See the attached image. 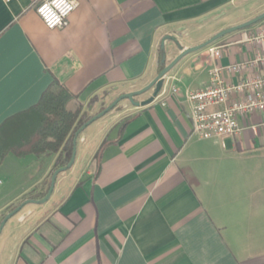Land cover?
Listing matches in <instances>:
<instances>
[{
    "label": "crops",
    "instance_id": "0c3cea01",
    "mask_svg": "<svg viewBox=\"0 0 264 264\" xmlns=\"http://www.w3.org/2000/svg\"><path fill=\"white\" fill-rule=\"evenodd\" d=\"M42 1L0 0V129L34 108L54 80L76 97L71 110L96 116L157 78L165 37L194 48L264 13L259 6L242 23L205 31L249 0H75L69 25L49 30L36 12ZM254 27L216 42L226 46L220 62L206 49L183 58L152 104L123 101L87 127L49 201L28 204L5 225L0 264H264V114L242 121L240 136L201 139L186 96L209 86L216 64L256 56L259 47L243 42ZM165 45L168 65L180 51ZM57 157H5L2 220L39 200L31 192L48 190Z\"/></svg>",
    "mask_w": 264,
    "mask_h": 264
},
{
    "label": "built area",
    "instance_id": "2783aa9c",
    "mask_svg": "<svg viewBox=\"0 0 264 264\" xmlns=\"http://www.w3.org/2000/svg\"><path fill=\"white\" fill-rule=\"evenodd\" d=\"M7 2L14 0H6ZM75 0H43L36 12L49 30L69 25L71 15L78 9ZM243 42L259 47L256 56L242 63L223 66L216 64L210 72L209 86L199 92L187 93L190 104L192 132L201 139H221L242 135L248 127L242 124L252 114H264V21ZM226 46L214 43L206 48L215 62L221 60ZM260 73L234 84L228 77H236L248 70ZM177 93L175 88L172 89ZM257 130V127H253ZM264 130V122L260 124Z\"/></svg>",
    "mask_w": 264,
    "mask_h": 264
},
{
    "label": "trees",
    "instance_id": "16d2710c",
    "mask_svg": "<svg viewBox=\"0 0 264 264\" xmlns=\"http://www.w3.org/2000/svg\"><path fill=\"white\" fill-rule=\"evenodd\" d=\"M164 67L162 64L161 71ZM75 100L76 97L61 82L54 80L34 108L14 117L0 129V166L5 157L13 153L17 157L58 155L53 174L66 167L73 155L75 134L92 118L83 114L82 106L70 109V104ZM96 100L97 97L91 100L89 105L94 104ZM106 108L103 107L101 112ZM50 185L51 181L49 188ZM49 188L37 197H32L34 192H31L28 198L41 200L45 198ZM16 208L11 207L9 211L12 212ZM1 222L0 216V224Z\"/></svg>",
    "mask_w": 264,
    "mask_h": 264
},
{
    "label": "water",
    "instance_id": "95a60500",
    "mask_svg": "<svg viewBox=\"0 0 264 264\" xmlns=\"http://www.w3.org/2000/svg\"><path fill=\"white\" fill-rule=\"evenodd\" d=\"M264 21V13L261 14L260 16L246 22L243 23L241 25L223 30L221 32H219L218 34H216L215 36H213L210 40H208L207 42H205L204 44L194 47V48H189V49H185L180 42L178 41L177 38L173 37V36H167L164 38V40L162 41V64L165 65L164 69L160 72V74L157 76V78L150 83L148 86H146L145 88L139 90V91H135V92H131V93H127V94H123L120 95L111 105H109L104 111L100 112L98 115L92 117L88 122H86L81 128L80 130L75 134L74 140H73V155L71 158L70 163L61 169H58L57 171H55V173L53 174L52 178H51V185L49 188V191L47 193V195L45 196V198L41 199V200H29L26 202H23L22 204H20L14 211L10 212L9 214H7L1 224H0V235L2 234V231L5 227V225L7 224V222L9 220H11L13 217H15L16 215H18L28 204H38V205H42L45 204L49 201V199L51 198L54 190H55V185L57 182V178L60 174H63L67 171H69L75 164L76 161V157H77V140L79 135L86 130L87 127H89L91 124H93L95 121L99 120L100 118L104 117L105 115H107L109 112H111L112 110H114L115 108H117V106L122 103L123 101H129L130 103L134 104L137 107H146L150 104H152L155 99L157 98L158 94L160 93L163 85H164V80L166 78V76L175 68V66L186 56L190 55V54H194L197 53L201 50L206 49L207 47L213 45L214 43L218 42L219 40L225 38L226 36H229L233 33L248 29L250 27L256 26L257 24H259L260 22ZM167 41H171L173 42L177 48L180 51V54L172 61L170 62L168 65H166V42ZM153 90V95L143 101V102H137L135 101L136 98H138L139 96L149 92Z\"/></svg>",
    "mask_w": 264,
    "mask_h": 264
},
{
    "label": "rangeland",
    "instance_id": "374dc122",
    "mask_svg": "<svg viewBox=\"0 0 264 264\" xmlns=\"http://www.w3.org/2000/svg\"><path fill=\"white\" fill-rule=\"evenodd\" d=\"M260 6V10L264 9V0H249L246 3L239 4L235 6L232 10L228 11L225 16H223L219 22L207 25V29L205 31H208L209 29H213L217 27L218 25L224 24V23H236L237 21L243 22L246 19V16L251 14L257 7ZM244 23V22H243ZM100 98V97H99ZM96 102L98 101V99ZM140 97L136 98L139 99ZM94 104H92L93 106ZM91 106V107H92ZM108 107V106H107ZM94 117V116H93ZM13 156V155H11Z\"/></svg>",
    "mask_w": 264,
    "mask_h": 264
}]
</instances>
